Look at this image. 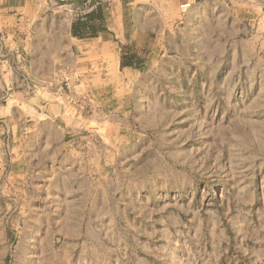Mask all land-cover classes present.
<instances>
[{"label":"rangeland","instance_id":"obj_1","mask_svg":"<svg viewBox=\"0 0 264 264\" xmlns=\"http://www.w3.org/2000/svg\"><path fill=\"white\" fill-rule=\"evenodd\" d=\"M235 27L135 77L80 172L1 177L0 264H264V47Z\"/></svg>","mask_w":264,"mask_h":264},{"label":"crops","instance_id":"obj_2","mask_svg":"<svg viewBox=\"0 0 264 264\" xmlns=\"http://www.w3.org/2000/svg\"><path fill=\"white\" fill-rule=\"evenodd\" d=\"M234 26L264 47V0H0V179L80 172L91 114L114 127L135 77Z\"/></svg>","mask_w":264,"mask_h":264},{"label":"built area","instance_id":"obj_3","mask_svg":"<svg viewBox=\"0 0 264 264\" xmlns=\"http://www.w3.org/2000/svg\"><path fill=\"white\" fill-rule=\"evenodd\" d=\"M190 4V2H183L182 4H180V7L187 8L190 6ZM108 128L109 120L107 118L91 114L85 126V131L93 138L103 141L107 137Z\"/></svg>","mask_w":264,"mask_h":264}]
</instances>
